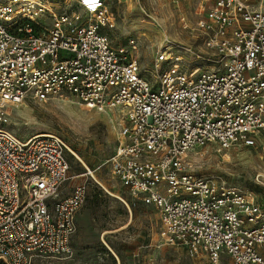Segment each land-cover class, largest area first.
Returning a JSON list of instances; mask_svg holds the SVG:
<instances>
[{
	"label": "built area",
	"instance_id": "1",
	"mask_svg": "<svg viewBox=\"0 0 264 264\" xmlns=\"http://www.w3.org/2000/svg\"><path fill=\"white\" fill-rule=\"evenodd\" d=\"M0 0V261L33 264L72 254L85 188L59 197L69 150L56 133L20 139L7 105L71 96L104 113L116 130L106 160L131 196L155 208L164 241L211 264H264V207L252 192L196 175L186 160L195 146L217 152L254 146L264 134V7L261 0H205L193 25L201 53L165 38L146 79L125 46L112 47L104 0ZM173 49L201 62L189 72ZM203 64V65H202Z\"/></svg>",
	"mask_w": 264,
	"mask_h": 264
},
{
	"label": "rangeland",
	"instance_id": "2",
	"mask_svg": "<svg viewBox=\"0 0 264 264\" xmlns=\"http://www.w3.org/2000/svg\"><path fill=\"white\" fill-rule=\"evenodd\" d=\"M58 12L79 11L71 0H50ZM114 26L103 28L112 47L125 46L140 73L153 80L156 49L167 38L169 44L195 47L184 23L193 25L205 0H104ZM258 1V0H257ZM264 7V0H261ZM179 62L163 63L189 72L201 67L195 54L173 49ZM203 65V64H202ZM7 128L18 138L56 133L69 150L66 180L59 197L84 186L85 200L76 214L71 240L72 254L66 258L38 259L33 264H211L204 256H190L180 246L164 241L158 211L131 196L111 175L106 160L116 146V130L104 113L88 109L71 96L49 100L27 98L7 105ZM190 169L201 176L223 179L227 184L252 192L264 207V134L254 146L236 145L223 152L208 143L195 146L187 155ZM218 264H224L221 260Z\"/></svg>",
	"mask_w": 264,
	"mask_h": 264
},
{
	"label": "trees",
	"instance_id": "3",
	"mask_svg": "<svg viewBox=\"0 0 264 264\" xmlns=\"http://www.w3.org/2000/svg\"><path fill=\"white\" fill-rule=\"evenodd\" d=\"M0 264H4L2 261H0Z\"/></svg>",
	"mask_w": 264,
	"mask_h": 264
},
{
	"label": "bare ground",
	"instance_id": "4",
	"mask_svg": "<svg viewBox=\"0 0 264 264\" xmlns=\"http://www.w3.org/2000/svg\"><path fill=\"white\" fill-rule=\"evenodd\" d=\"M40 133H43V132H40ZM39 134V133H38Z\"/></svg>",
	"mask_w": 264,
	"mask_h": 264
}]
</instances>
